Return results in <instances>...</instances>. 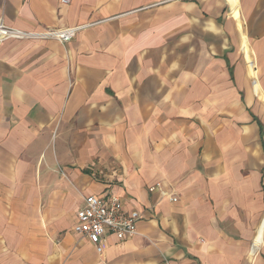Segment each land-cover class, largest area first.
Wrapping results in <instances>:
<instances>
[{
  "label": "crops",
  "instance_id": "crops-1",
  "mask_svg": "<svg viewBox=\"0 0 264 264\" xmlns=\"http://www.w3.org/2000/svg\"><path fill=\"white\" fill-rule=\"evenodd\" d=\"M0 22L84 26L0 42V264H264V0H0ZM88 195L136 234L97 252Z\"/></svg>",
  "mask_w": 264,
  "mask_h": 264
},
{
  "label": "built area",
  "instance_id": "built-area-1",
  "mask_svg": "<svg viewBox=\"0 0 264 264\" xmlns=\"http://www.w3.org/2000/svg\"><path fill=\"white\" fill-rule=\"evenodd\" d=\"M68 4L70 0H60ZM84 26L64 28H47L42 31H24L9 27L0 22V42L6 39H44L52 38L61 43L70 41ZM150 191L162 190L160 184L151 186ZM176 201V198H172ZM139 214L132 211L123 212V201L117 196L88 195L83 198V206L76 212V221L72 226L75 234L86 238L92 243L97 252L101 251V240L106 233L113 234L117 240H123L136 234V222Z\"/></svg>",
  "mask_w": 264,
  "mask_h": 264
},
{
  "label": "rangeland",
  "instance_id": "rangeland-1",
  "mask_svg": "<svg viewBox=\"0 0 264 264\" xmlns=\"http://www.w3.org/2000/svg\"><path fill=\"white\" fill-rule=\"evenodd\" d=\"M259 108H261V110L259 111V113H260L261 118L263 119V122H264V103L261 104V106Z\"/></svg>",
  "mask_w": 264,
  "mask_h": 264
}]
</instances>
